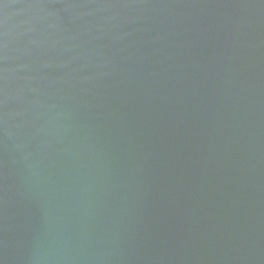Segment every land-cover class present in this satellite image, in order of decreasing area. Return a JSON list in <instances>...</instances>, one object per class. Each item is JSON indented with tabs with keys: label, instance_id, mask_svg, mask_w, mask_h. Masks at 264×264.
<instances>
[{
	"label": "water",
	"instance_id": "1",
	"mask_svg": "<svg viewBox=\"0 0 264 264\" xmlns=\"http://www.w3.org/2000/svg\"><path fill=\"white\" fill-rule=\"evenodd\" d=\"M0 264H264V0H0Z\"/></svg>",
	"mask_w": 264,
	"mask_h": 264
}]
</instances>
